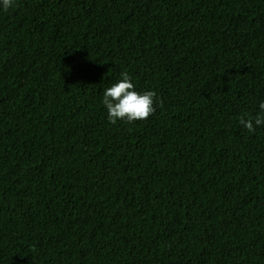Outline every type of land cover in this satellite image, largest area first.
<instances>
[{
    "label": "trees",
    "instance_id": "trees-1",
    "mask_svg": "<svg viewBox=\"0 0 264 264\" xmlns=\"http://www.w3.org/2000/svg\"><path fill=\"white\" fill-rule=\"evenodd\" d=\"M127 72L155 92L109 123ZM264 0L0 11V264H264Z\"/></svg>",
    "mask_w": 264,
    "mask_h": 264
},
{
    "label": "clouds",
    "instance_id": "clouds-1",
    "mask_svg": "<svg viewBox=\"0 0 264 264\" xmlns=\"http://www.w3.org/2000/svg\"><path fill=\"white\" fill-rule=\"evenodd\" d=\"M15 6V0H0V11H8ZM155 92L151 90L138 92L127 72L104 88L101 104L106 109L109 123L126 120L131 123L147 119L154 111ZM239 124L249 132L264 127V101L259 103L255 116L241 118Z\"/></svg>",
    "mask_w": 264,
    "mask_h": 264
}]
</instances>
